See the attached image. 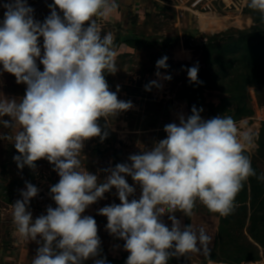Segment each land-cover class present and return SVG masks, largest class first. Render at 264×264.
Returning <instances> with one entry per match:
<instances>
[{
    "label": "clouds",
    "instance_id": "clouds-1",
    "mask_svg": "<svg viewBox=\"0 0 264 264\" xmlns=\"http://www.w3.org/2000/svg\"><path fill=\"white\" fill-rule=\"evenodd\" d=\"M0 6L5 9L0 20V73L26 85L19 101L0 98V125L12 130L0 132V140L14 144L18 168L35 169L36 161L46 159L60 177L50 187L56 207L48 206L46 214L33 219L29 207L39 189L29 182L11 205L16 233L39 245L31 264H84L99 257L97 222L82 214L113 187L120 203L106 205L98 214L107 218L109 234L124 241L126 264L210 256L213 237L204 227L183 225L176 213L190 219L199 201L227 217L249 178L264 181L249 154L257 147L253 130L230 115L205 120L203 109L193 106L191 115L181 114L178 123L164 126L166 138L151 150L130 155V163L106 169L109 175L101 182L82 163L85 141L98 137L103 142L108 132L100 119L107 123L133 108L131 101L118 99L119 86L116 92L109 88L106 74L118 71L115 38L96 20L117 11V0H54L43 22L35 19L27 0H7ZM246 6L264 16V0H246ZM167 59L156 62L158 77L159 69L168 67ZM198 71V63L187 69L190 83H203ZM152 87L162 85L152 81L145 90ZM129 176L141 189L139 199H129L136 191L126 180ZM94 264L107 261L94 259Z\"/></svg>",
    "mask_w": 264,
    "mask_h": 264
},
{
    "label": "rangeland",
    "instance_id": "rangeland-1",
    "mask_svg": "<svg viewBox=\"0 0 264 264\" xmlns=\"http://www.w3.org/2000/svg\"><path fill=\"white\" fill-rule=\"evenodd\" d=\"M143 12L142 22L128 38L121 36L120 25L98 23L115 38L118 71L106 74L109 88L116 92L119 86L118 99L131 101L133 108L107 123L100 119L108 136L103 142L98 137L85 141L82 163L86 170L103 182L109 175L106 169L130 163V155L151 150L154 143L166 138V124L178 123L179 115H191L196 106L203 109L205 120L230 115L238 125L243 122L251 128L257 145L249 153L252 166L257 175L264 174V58L258 57L264 56V16L249 9L246 0H147ZM164 56L168 67L159 69L158 77L156 62ZM197 63L202 84L190 83L187 76V69ZM39 68L43 71V65ZM165 76L171 80L163 79ZM152 81L162 87L146 91ZM25 92L26 85L17 84L14 75L0 73V98L19 101ZM11 131L0 125V132ZM17 155L13 143L0 140V264H31L39 247L35 241L21 238L12 220L11 205L21 198L26 182L39 189L30 202L33 219L46 214L48 206L56 207L50 195V187L60 179L54 165L40 159L35 169L27 165L20 169L14 160ZM254 178L256 212L249 210L250 205H240L224 217L199 201L190 219L177 212L183 225L204 227L213 237L211 253L208 257H172L168 264H264V181ZM126 180L136 189L129 199H139V185L130 176ZM245 193L243 188L238 196ZM112 203H120L114 187L82 215L97 222L101 253L94 259L126 264L129 253L123 248L124 241L109 234L107 218L98 214L100 208ZM163 220L171 226L167 215ZM94 259L84 264H94Z\"/></svg>",
    "mask_w": 264,
    "mask_h": 264
},
{
    "label": "crops",
    "instance_id": "crops-1",
    "mask_svg": "<svg viewBox=\"0 0 264 264\" xmlns=\"http://www.w3.org/2000/svg\"><path fill=\"white\" fill-rule=\"evenodd\" d=\"M7 0H0V5L6 3ZM54 0H27V4L34 9V17L41 22L50 15L48 5L53 4ZM147 0H117L119 8L108 18H96L97 23L108 22L110 24L120 25L121 36L128 38L133 32V28L143 19V6ZM5 9L0 6V20L3 19ZM59 12V9H57ZM62 15V13H61ZM42 39V38H41ZM42 45L43 39L40 40ZM16 84V83H15Z\"/></svg>",
    "mask_w": 264,
    "mask_h": 264
},
{
    "label": "trees",
    "instance_id": "trees-1",
    "mask_svg": "<svg viewBox=\"0 0 264 264\" xmlns=\"http://www.w3.org/2000/svg\"><path fill=\"white\" fill-rule=\"evenodd\" d=\"M259 36V35H258ZM259 57V59H262V58H264V56H258ZM261 158L263 159V156H261ZM255 180V178L254 177H251V179L250 180H248L246 183H245V185H244V188H245V195H244V197H242V195L239 197L238 195H237V197H236V206H248V205H250V208H249V210L251 211H254L255 210V212H256V208L255 207H253V203H254V198H255V196H253L252 195V193H253V190L255 189L254 188V183L256 182V181H254ZM252 181H253V183H252ZM251 184H253L252 185V187H251ZM261 197H263V199H264V196H262L261 195ZM259 212V211H258ZM259 214V213H258ZM257 214V215H258Z\"/></svg>",
    "mask_w": 264,
    "mask_h": 264
}]
</instances>
